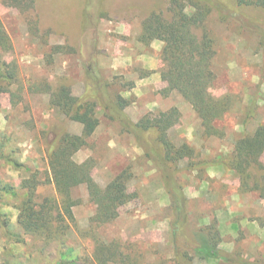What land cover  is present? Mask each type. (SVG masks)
<instances>
[{"label": "rangeland", "instance_id": "rangeland-1", "mask_svg": "<svg viewBox=\"0 0 264 264\" xmlns=\"http://www.w3.org/2000/svg\"><path fill=\"white\" fill-rule=\"evenodd\" d=\"M89 1L91 11L94 3L98 8L83 30L77 14L84 0H0V20L11 42V49L3 56L16 61L25 83L22 99L16 106L11 105L8 93L0 94V136L3 132L9 134L18 147L16 156L24 165L44 168V153L37 138L41 126H46L45 123L56 128L64 126L77 134L82 126L74 121H61L63 116L49 104L47 92L39 89L46 83L55 86L64 82L70 85L74 95L82 94L84 61L92 56L101 79L114 80V88L128 100L125 111L133 120L176 107L179 116L168 129L169 136L176 145L183 141L191 144L199 153V161L209 163L203 175L197 170L182 172L189 210L185 238H180L179 249L191 254L192 264H242V261L264 264V197L241 190L238 177L217 160L233 150L242 130L252 131L264 123V46L257 27L261 22L260 10L254 7L240 10L255 20L253 25L238 15L220 19L212 12L207 18L216 45L213 61L216 76L211 92L216 96L233 94L236 102L215 123L221 134L205 136L199 117L182 96L176 91L166 95L162 92L165 86L159 75L163 66L159 56L162 43L153 40L145 45L138 39L143 19L153 7L165 13L168 0H102L99 4L97 0ZM57 44L74 51L67 52L66 48L65 52L50 56L51 47ZM29 84L38 89H28ZM97 116L100 122L96 130L73 158L77 162L92 159L91 174L102 186L129 167L132 177L128 191L135 194L119 208L114 220L97 229V234L105 242L113 239L125 242L127 252L138 254L145 264H175L170 199L158 173L145 159L132 134L121 130L100 110ZM51 137L49 133L48 138ZM261 160L264 161V151ZM185 164L186 160H182L181 165ZM24 175L22 169L0 163V176L16 186ZM37 191L42 195L55 194L52 183L39 185ZM72 197L79 201L72 207L76 224L86 228L95 209L86 186L73 187ZM3 211L11 215V227L17 230L16 210L5 207ZM215 220L220 226L219 235H213L216 239L210 242L215 252L195 250L198 241L202 245L207 243L202 227ZM2 238L0 232V254L6 246L9 248L6 257L10 259L25 264H39L41 260L53 264L57 260L55 243L44 245L31 235H24L23 243ZM66 245L72 247L71 257L90 253L93 248L89 235L82 237L74 226L67 233ZM222 253L234 255L236 263L220 259Z\"/></svg>", "mask_w": 264, "mask_h": 264}, {"label": "trees", "instance_id": "trees-1", "mask_svg": "<svg viewBox=\"0 0 264 264\" xmlns=\"http://www.w3.org/2000/svg\"><path fill=\"white\" fill-rule=\"evenodd\" d=\"M101 1L97 0V3ZM89 2L84 0V6L77 14L83 30L91 23L98 8L94 3L91 11ZM246 7H254L261 12L260 18L257 17L261 20L257 27L262 34L260 43L264 46V0H168L165 13L163 9L153 7L141 22L139 41L145 45L153 40L162 43L159 56L163 66L159 75L165 83L163 94L178 92L199 117L205 136L221 134L215 123L236 102L233 94L216 96L211 92L210 88L216 76L213 68L216 45L210 34L207 18L212 12L220 19L238 15L248 25H253L255 20L240 12ZM34 21L37 23L36 18ZM66 48L67 52L74 51V48L57 44L51 47L49 55L65 52ZM10 49V38L0 20V94L8 93L11 105L16 106L22 99L25 83L16 61L6 60L3 56ZM91 57L88 56L84 61L85 86L82 94L74 95L70 85L64 82L55 86L46 83L44 88L39 89L47 92L49 104L63 116L61 121H74L82 126L81 132L77 134L64 126L56 128L44 122L46 126H41L40 137H37L44 153V168L24 165L16 156L18 147L12 143L9 134L3 132L0 136V163L26 172V175L20 176L19 186L0 176L2 239L23 243L24 235H31L44 245L55 243L58 253L53 264H145L138 254L127 252L125 242L122 243L119 239L105 242L97 234V229L114 220L119 215V208L135 196L128 191V181L132 177L129 167L115 174L102 186L91 174L92 159L77 162L73 158L79 149L87 145V139L96 130L100 122L97 111L100 110L105 118L133 135L136 143L143 149L145 159L150 161L158 173L170 199L169 223L173 242L176 244L175 264H192L191 254L181 251L178 246L180 238H185L184 229L189 210L184 192L186 179L182 177V172L197 170L198 174L203 175L209 163L205 160L199 161V153L191 144L183 141L176 145L169 136L168 129L179 116L176 107L155 116L148 114L133 120L125 111L128 100L114 88V80L101 79L96 70L95 59ZM32 87L36 85L29 84L27 88L32 90ZM245 120L246 117L243 121ZM49 133L52 134L50 139ZM263 151L264 123H261L252 131L242 130L235 140L233 150L217 160L238 177L241 190L254 191L264 197V161L261 160ZM182 160H186L185 165H181ZM47 183L54 185L55 194L38 193V186ZM81 184L86 186L89 201L95 206L86 228L77 226L72 211V207L79 202L72 197V189ZM5 207L16 210V226L19 230L11 227V215L3 211ZM71 226L82 237L89 235L93 246L90 253L71 257L72 247L66 245ZM202 228L200 229L205 231L203 234L206 235L207 243L202 245L198 241L195 250L214 253L215 246L210 242H214V237L219 235L220 226L215 220ZM8 250L9 248L3 246L0 264H25L6 257ZM219 257L234 263L237 259L231 253H222ZM241 263L259 264L254 261ZM39 264L48 263L41 260Z\"/></svg>", "mask_w": 264, "mask_h": 264}]
</instances>
